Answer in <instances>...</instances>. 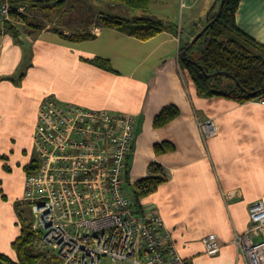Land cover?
<instances>
[{"label":"crops","instance_id":"0c3cea01","mask_svg":"<svg viewBox=\"0 0 264 264\" xmlns=\"http://www.w3.org/2000/svg\"><path fill=\"white\" fill-rule=\"evenodd\" d=\"M107 1L65 0L60 17L48 27L22 33L18 40L7 33L0 37V252L15 258L12 243L21 233L13 228V207L16 201L25 202L24 168L36 156L38 110L56 100L132 115L136 124L127 192L132 190L134 198L137 182L150 177L157 166L167 179L141 198L138 208L161 215L177 251L193 264H245L234 238L250 227L249 206L264 198V104L198 93L180 67L179 54L181 46L203 30V22L188 31L179 26L176 33L164 31L141 41L105 27L102 18L108 15L103 13L91 15V22L79 30L63 19L70 7L84 12L95 2L118 9ZM236 22L264 45V0H242ZM51 26L65 36L85 32L92 38L70 41ZM95 57L109 60L116 73L86 61ZM169 105L179 108L180 116L156 128L155 118ZM208 119L219 133L205 139L197 121ZM163 142L176 150L157 154L155 147ZM210 234L222 244L215 257L205 253L204 238Z\"/></svg>","mask_w":264,"mask_h":264},{"label":"built area","instance_id":"2783aa9c","mask_svg":"<svg viewBox=\"0 0 264 264\" xmlns=\"http://www.w3.org/2000/svg\"><path fill=\"white\" fill-rule=\"evenodd\" d=\"M198 1L180 0L181 8ZM28 6L0 0V37L7 23H18L12 13L25 14ZM253 101L264 104V93ZM135 124L129 114L56 100L40 106L33 136L39 169L26 179L25 201L36 245L51 251L57 264H101L104 258L113 264H193L177 251L161 215L139 209L128 195ZM197 124L205 139L219 133L212 119ZM249 220L234 244L245 264H264V198L249 206ZM204 245L210 257L222 249L216 234Z\"/></svg>","mask_w":264,"mask_h":264},{"label":"trees","instance_id":"16d2710c","mask_svg":"<svg viewBox=\"0 0 264 264\" xmlns=\"http://www.w3.org/2000/svg\"><path fill=\"white\" fill-rule=\"evenodd\" d=\"M108 1L130 11L147 12L152 0ZM241 1L224 0L221 16L218 17L222 2V0H219L218 4H215L208 11L207 21L203 30L214 22L206 29L203 36L188 50L186 55L184 51L192 42H188L180 48V67L192 79L198 93L203 97H223L245 103L253 101L264 93V45L258 43L237 27L236 13ZM14 2L17 5L28 4L31 7L49 6L54 3V8L58 10L65 4V0H14ZM12 17L14 19L22 18L23 20H28L25 14H19L16 11L12 13ZM102 21L105 27L118 29L141 41H147L164 31L174 33L179 31L177 26L154 18L128 21L107 16L102 18ZM5 32L17 40L22 36L21 30L13 23L5 25ZM57 32L65 39L74 42L92 38L91 34H86L85 32H76L70 36H65L60 29ZM204 39H206L205 47L197 49L199 43ZM86 61L100 69L116 73L109 60L95 57ZM222 72L228 73L230 76H211ZM180 114L179 108L169 105L155 118L154 126L162 128L177 119ZM175 150L176 147L170 142H163L155 147L157 154L174 152ZM38 169L39 162L34 158L24 168L26 178L37 172ZM166 181L163 169L160 166L153 168L150 177L137 182L135 185L133 199L136 205L140 204L141 198L149 196ZM32 223L28 226H23L20 236L12 243L15 258L0 252V264H39L42 253L36 254L33 250L38 233L32 229ZM49 259V264H57L55 258L49 257Z\"/></svg>","mask_w":264,"mask_h":264},{"label":"rangeland","instance_id":"374dc122","mask_svg":"<svg viewBox=\"0 0 264 264\" xmlns=\"http://www.w3.org/2000/svg\"><path fill=\"white\" fill-rule=\"evenodd\" d=\"M168 1L169 4L164 5L161 0H152L150 8L147 12L130 11L126 8L123 9L122 7H118V9H110L107 8L103 3L95 2L94 4L91 3L92 5L89 11L76 12V9L74 10L73 7H70L67 12L64 13L62 11L61 13H64L62 14L63 19H66V23L68 25L70 24L69 26H73V30H79L81 28L84 29V27H86V25L91 22V15H93L94 13H103L104 16H118L128 21H134L141 18L160 19L174 26H181L188 31L191 27H193V25L199 22L206 23L208 11L215 3L218 4V0H199L193 7L182 9L180 0H176V3L175 0ZM208 3H211V6H209ZM53 4L49 6L40 5L38 7H28L25 11V15L28 20H23L22 18L16 19L18 23H15V25L22 31V33L25 34L30 33L36 28L43 29L44 27H48L51 20H55L60 17L61 9L58 10L54 8L55 4ZM57 28V26H51L52 31L57 32ZM205 40L206 39L199 43L197 49H202L203 47H205ZM34 158L37 159L36 156H34ZM131 191L132 190H128L129 196L132 195ZM13 210L15 215V226H13V228L15 232L21 233L22 227L30 225L34 220L32 209L28 202H20L19 204L16 201L14 203ZM33 250L36 254L42 253L39 264H49V257H52L51 251H48V249L41 250V248H39L36 243L33 246ZM101 264L113 263L110 259L104 258Z\"/></svg>","mask_w":264,"mask_h":264},{"label":"water","instance_id":"95a60500","mask_svg":"<svg viewBox=\"0 0 264 264\" xmlns=\"http://www.w3.org/2000/svg\"><path fill=\"white\" fill-rule=\"evenodd\" d=\"M223 7H224V0H222V2H221V6H220V9H219V11H218V17H220L221 16V13H222V9H223ZM214 22V21H213ZM212 22V23H213ZM212 23H210L203 31H201L197 36H196V38L192 41V43L187 47V49L184 51V54L186 55L187 54V52H188V50L190 49V48H192V46L203 36V34H204V32L206 31V29L212 24ZM218 75H226V76H230L228 73H224V72H222V73H215V74H213V75H211V76H218Z\"/></svg>","mask_w":264,"mask_h":264}]
</instances>
